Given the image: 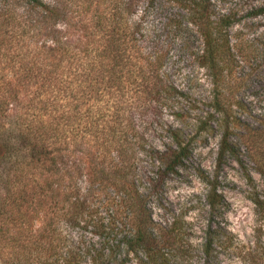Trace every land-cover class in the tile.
Masks as SVG:
<instances>
[{
	"label": "trees",
	"instance_id": "16d2710c",
	"mask_svg": "<svg viewBox=\"0 0 264 264\" xmlns=\"http://www.w3.org/2000/svg\"><path fill=\"white\" fill-rule=\"evenodd\" d=\"M234 22L211 0H0V264L165 260L175 234L154 228L147 199L191 138L174 122L184 91L172 57L186 54L218 88ZM166 107L173 122H155L163 147L144 151L142 166L135 145L153 136L145 113ZM209 107L195 123L220 131L218 165L243 148L264 177V118L234 124L215 93ZM140 170L152 171L145 184ZM206 200L211 216L221 210L215 185ZM81 224L97 240L65 229ZM213 230L208 220L202 264H222Z\"/></svg>",
	"mask_w": 264,
	"mask_h": 264
},
{
	"label": "rangeland",
	"instance_id": "374dc122",
	"mask_svg": "<svg viewBox=\"0 0 264 264\" xmlns=\"http://www.w3.org/2000/svg\"><path fill=\"white\" fill-rule=\"evenodd\" d=\"M211 3L216 14H230L235 20L228 29L234 60L223 69L220 86L214 88L208 72L186 54L172 57L171 79L184 91L174 99L181 114L174 122L191 132V138L188 158L176 171L165 175L147 199L156 222L154 228L170 229L175 234L173 245L162 249L165 260L150 264H202L201 244L208 220H212L213 246L222 264H264V177L254 170L243 148L236 153L240 161L227 157L218 165L220 131L215 125L204 130L195 123L211 112L213 93L229 104L234 124L255 125L264 118V0ZM171 107L145 113L143 126L150 128L153 136L135 145L142 166L150 162L144 151L150 146L163 147L164 139L156 136L159 128L155 122H173ZM144 171H139L142 184L152 175V171ZM211 185L223 199L221 210L212 216L206 200ZM65 229L73 239L83 234V241L97 240L85 224ZM130 264L138 263L132 260Z\"/></svg>",
	"mask_w": 264,
	"mask_h": 264
}]
</instances>
